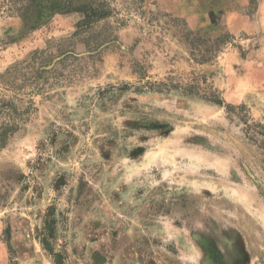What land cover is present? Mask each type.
I'll use <instances>...</instances> for the list:
<instances>
[{
  "label": "rangeland",
  "instance_id": "obj_1",
  "mask_svg": "<svg viewBox=\"0 0 264 264\" xmlns=\"http://www.w3.org/2000/svg\"><path fill=\"white\" fill-rule=\"evenodd\" d=\"M5 124L0 264H264V0H0Z\"/></svg>",
  "mask_w": 264,
  "mask_h": 264
},
{
  "label": "trees",
  "instance_id": "obj_2",
  "mask_svg": "<svg viewBox=\"0 0 264 264\" xmlns=\"http://www.w3.org/2000/svg\"><path fill=\"white\" fill-rule=\"evenodd\" d=\"M83 8H86L85 6H82ZM82 8V9H83ZM85 11V10H84ZM93 14V12H92ZM86 17H89V14L87 12H85ZM13 129L12 126H9L8 124L2 125L0 127V139L2 140L4 138V136L7 134L8 131H11ZM0 140V141H1ZM2 142V141H1Z\"/></svg>",
  "mask_w": 264,
  "mask_h": 264
},
{
  "label": "flooded vegetation",
  "instance_id": "obj_3",
  "mask_svg": "<svg viewBox=\"0 0 264 264\" xmlns=\"http://www.w3.org/2000/svg\"><path fill=\"white\" fill-rule=\"evenodd\" d=\"M215 251V252H214ZM213 251V256L215 257V260H216V264H220V258L222 257L223 258V256H222V254L220 253V252H218V251H216V250H214Z\"/></svg>",
  "mask_w": 264,
  "mask_h": 264
},
{
  "label": "crops",
  "instance_id": "obj_4",
  "mask_svg": "<svg viewBox=\"0 0 264 264\" xmlns=\"http://www.w3.org/2000/svg\"><path fill=\"white\" fill-rule=\"evenodd\" d=\"M220 261V263H222V264H231V263H229V261L225 258V257H221L220 259H219Z\"/></svg>",
  "mask_w": 264,
  "mask_h": 264
},
{
  "label": "water",
  "instance_id": "obj_5",
  "mask_svg": "<svg viewBox=\"0 0 264 264\" xmlns=\"http://www.w3.org/2000/svg\"><path fill=\"white\" fill-rule=\"evenodd\" d=\"M220 264H222V263H220Z\"/></svg>",
  "mask_w": 264,
  "mask_h": 264
}]
</instances>
